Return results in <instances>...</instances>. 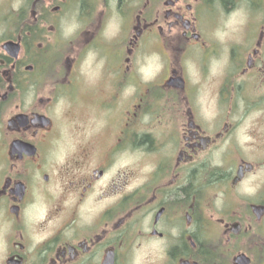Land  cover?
Listing matches in <instances>:
<instances>
[{"label":"flooded vegetation","instance_id":"1","mask_svg":"<svg viewBox=\"0 0 264 264\" xmlns=\"http://www.w3.org/2000/svg\"><path fill=\"white\" fill-rule=\"evenodd\" d=\"M0 264H264V0H0Z\"/></svg>","mask_w":264,"mask_h":264},{"label":"rangeland","instance_id":"2","mask_svg":"<svg viewBox=\"0 0 264 264\" xmlns=\"http://www.w3.org/2000/svg\"><path fill=\"white\" fill-rule=\"evenodd\" d=\"M243 15L244 14H243L242 9L240 7H236L229 14H227L224 18H222L219 21V23L214 25L216 27V30L214 32L212 30V27L210 26V28L207 30V33L212 35L213 37H217L220 41H225L224 39H225L227 33L238 34L240 32L239 23H240ZM150 52H151L150 55H146V57H147V59H145L146 63L143 66H141L140 73L144 76H140L139 77L140 80L152 77L153 74L155 73V71L159 67L160 63L155 58L156 54H154L153 51H150ZM213 67H214V69L217 68L216 66H213ZM193 75L194 74L191 75V79L195 80V77ZM215 76H217V74H215ZM139 83L141 86H143L145 81L139 82ZM199 91L201 92L200 94L202 96L201 97L202 101H205L206 99L204 98V96L207 93L206 88L204 86H201ZM79 99H80V96L77 93L70 95L66 92V99H65V97H61V99L59 100V103L56 104L57 109L59 111H60V107H61V109H63V107L66 105V111H65L64 117H62V120L65 122L66 129L77 128L79 123H80L81 116H82L81 104H83V103H81ZM69 102H70V104H69ZM207 107L211 109L214 106H211V103H210ZM237 118H238V116H237ZM147 120H149V118L145 117L143 122H145ZM242 120L245 122L240 127V130L247 128L251 123L250 119L249 120L242 119ZM152 126H155L156 128L159 127V129H162L161 122H158L157 119L154 120ZM148 127H149L148 125L141 126V128H145V130L148 129ZM155 131L156 130L154 129L153 134L156 136L157 133ZM140 158H141L140 155L137 156V154H135V159H140Z\"/></svg>","mask_w":264,"mask_h":264}]
</instances>
